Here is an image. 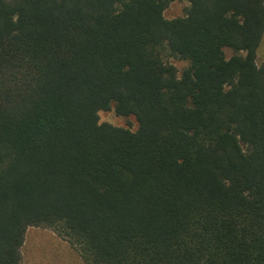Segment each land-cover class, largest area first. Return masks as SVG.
I'll return each mask as SVG.
<instances>
[{
	"label": "trees",
	"instance_id": "trees-1",
	"mask_svg": "<svg viewBox=\"0 0 264 264\" xmlns=\"http://www.w3.org/2000/svg\"><path fill=\"white\" fill-rule=\"evenodd\" d=\"M174 1L0 0V264H264V0Z\"/></svg>",
	"mask_w": 264,
	"mask_h": 264
},
{
	"label": "rangeland",
	"instance_id": "rangeland-1",
	"mask_svg": "<svg viewBox=\"0 0 264 264\" xmlns=\"http://www.w3.org/2000/svg\"><path fill=\"white\" fill-rule=\"evenodd\" d=\"M189 3L186 0H176L171 3L164 11V18L167 20L184 17ZM226 59L234 55L229 48L224 49ZM264 59V38L257 51V63ZM166 62L173 65L178 76L187 68L188 62L177 58H167ZM99 124H110L117 128H122L135 132L138 128L137 122L133 116L121 117L116 115L113 108L109 111H100L98 113ZM20 264H85L76 247L68 241L62 239L58 234L48 228H28L25 234V240L21 248Z\"/></svg>",
	"mask_w": 264,
	"mask_h": 264
}]
</instances>
